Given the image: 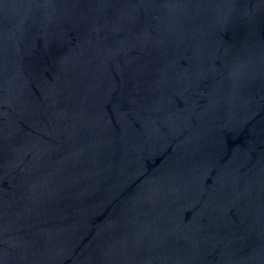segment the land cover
I'll return each mask as SVG.
<instances>
[{
  "label": "water",
  "instance_id": "95a60500",
  "mask_svg": "<svg viewBox=\"0 0 264 264\" xmlns=\"http://www.w3.org/2000/svg\"><path fill=\"white\" fill-rule=\"evenodd\" d=\"M0 264H264V0H0Z\"/></svg>",
  "mask_w": 264,
  "mask_h": 264
}]
</instances>
